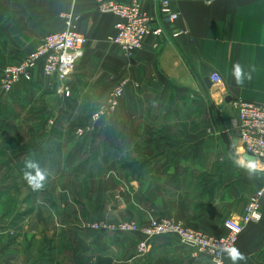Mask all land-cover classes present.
Returning a JSON list of instances; mask_svg holds the SVG:
<instances>
[{
	"label": "crops",
	"instance_id": "1",
	"mask_svg": "<svg viewBox=\"0 0 264 264\" xmlns=\"http://www.w3.org/2000/svg\"><path fill=\"white\" fill-rule=\"evenodd\" d=\"M96 1L0 0V85L5 67L61 31L68 13L88 40L69 82L84 125L122 80L131 82L115 115L95 124L86 140H71L64 130L55 137L53 125L24 114L42 101L48 113L58 97L56 77L45 76L42 66L13 95L0 86V264H207L177 236L151 241L140 255L135 235L86 226L168 218L219 237L227 234L226 219L243 217L264 188V165L257 161L251 176L237 165L244 153L219 100L264 105V0H173L179 17L172 25L146 2L153 27L164 33L149 36L132 56L110 41L118 18L98 11ZM237 62L255 69L242 86L231 75ZM213 74L223 80L222 95L207 87ZM7 98L18 108L14 116ZM84 140L85 148L75 150ZM27 159L48 172L43 191L22 179ZM261 208L262 220L247 225L236 246L246 257L239 264H264V198Z\"/></svg>",
	"mask_w": 264,
	"mask_h": 264
},
{
	"label": "built area",
	"instance_id": "2",
	"mask_svg": "<svg viewBox=\"0 0 264 264\" xmlns=\"http://www.w3.org/2000/svg\"><path fill=\"white\" fill-rule=\"evenodd\" d=\"M173 0H97V10L104 14H112L118 18L116 35L110 41L118 45L126 56L144 47L149 36L159 37L164 33L162 27H153V19L144 11L146 2L158 6L165 23L172 25L179 17L172 9ZM63 28L45 37L42 44L29 54L20 64L8 65L1 76V89L9 95L19 83L31 81L35 70L42 66L45 76L56 77L58 92L69 95V82L73 79L76 67L82 57L87 38L79 32V18L73 13L62 15ZM211 81L219 89L223 80L220 75L213 74ZM130 80H122L110 93L107 101L92 116V124L78 128L77 135L83 137L94 130V125L106 117H111L120 108L123 98L130 86ZM137 87V85H135ZM226 95H223L224 98ZM233 108L236 119L233 129L238 131L239 147L243 153L254 156L264 165V105H258L245 100H234ZM264 198V188L255 193L248 201L244 216L239 219H226L224 226L227 234L224 236H209L176 223L171 219L152 220L149 225L142 226L135 221L107 222L99 221L88 224L87 229L94 232H106L117 235H135L138 237L137 250L140 255L146 254L150 242L162 236H177L181 243L194 248V256L205 255L207 264H228L223 247L237 246L240 236L247 225L259 223L262 220L261 199Z\"/></svg>",
	"mask_w": 264,
	"mask_h": 264
},
{
	"label": "rangeland",
	"instance_id": "3",
	"mask_svg": "<svg viewBox=\"0 0 264 264\" xmlns=\"http://www.w3.org/2000/svg\"><path fill=\"white\" fill-rule=\"evenodd\" d=\"M35 51V50H34ZM32 53V52H31ZM30 53V54H31ZM7 67V66H6ZM22 83H30L27 81H24ZM1 86V85H0ZM17 88V87H16ZM16 90V89H15ZM59 93V92H58ZM60 94V93H59ZM58 94V97L56 96L54 98L53 102H49V112L46 113L47 109L41 110L42 108L45 107L44 101H40L41 103L38 102V104H29V108H27L28 110L24 111V114L27 115V117L29 118V120H32V118L35 117H43L44 120H46L47 124L49 125V127L51 125L57 126V124H61L64 126V128L62 130L65 131V133H67V136L74 138V139H80L82 137H79L77 135V128H82V125L85 126L84 124H86L84 121H86L83 117H82V112L80 111V109L77 107L76 105V101L73 97H71V92L69 95H62L65 96L66 99H71L70 101H66L65 103V99H63V97L61 95ZM110 95V94H109ZM108 95V97H109ZM108 97L106 98V100L102 103V105H100L99 107H97V109L94 111V109H92V111H94L93 113H91L92 115H89L88 119L91 116V121H92V116L103 106V104L107 101ZM124 99V98H123ZM73 101V102H72ZM123 101V100H122ZM52 104V105H51ZM122 104V103H121ZM64 105V106H63ZM70 105V106H69ZM53 107V109H52ZM115 115V114H114ZM113 116V115H112ZM111 116V117H112ZM111 117H106L104 119H102L101 121L110 119ZM36 119H33L32 121L35 122ZM84 120V121H82ZM90 121V122H91ZM100 121V122H101ZM87 122V121H86ZM52 127V126H51ZM87 127V126H85ZM62 130H60V134H58L57 136H62ZM64 133V134H65ZM66 182L61 183V188L65 185ZM82 183V182H81ZM60 186V184H58ZM80 186H78V184H76V188L77 191L80 192V195H82V184H79ZM248 204V203H247ZM247 206V205H246ZM246 209V207H245ZM245 214V213H244ZM244 216V215H243ZM162 219H168V218H152L150 220V222L152 220H162ZM228 219H235V220H239L240 218H235V217H230ZM100 221H107V222H111L109 220H100ZM129 221V220H126ZM226 221V220H225ZM224 221V223H225ZM99 222V221H96ZM136 222V221H135ZM150 222L148 224L142 225V226H147L150 224ZM94 223V222H93ZM114 223V222H113ZM177 223V222H176ZM139 224V223H138ZM141 225V224H139ZM225 227V226H224ZM210 236V235H209ZM138 246V243H137Z\"/></svg>",
	"mask_w": 264,
	"mask_h": 264
},
{
	"label": "clouds",
	"instance_id": "4",
	"mask_svg": "<svg viewBox=\"0 0 264 264\" xmlns=\"http://www.w3.org/2000/svg\"><path fill=\"white\" fill-rule=\"evenodd\" d=\"M254 71V68H249L248 71H245L244 67L239 62H237L232 66L231 75L234 78L235 83L242 86L246 80L250 81L252 79V74ZM236 163L239 167L245 168L250 176L256 173L258 169L257 163H245L243 158L236 161ZM48 175V172L46 170H42L39 164L34 160H25L22 179L32 191H43L48 181ZM222 252L227 255L228 259L231 261V264H239L240 261L246 260L244 254L235 246L223 247Z\"/></svg>",
	"mask_w": 264,
	"mask_h": 264
},
{
	"label": "water",
	"instance_id": "5",
	"mask_svg": "<svg viewBox=\"0 0 264 264\" xmlns=\"http://www.w3.org/2000/svg\"><path fill=\"white\" fill-rule=\"evenodd\" d=\"M205 82L207 84V87L209 89L213 90V92L215 94L219 93V89L214 87V84H213V82L210 79H206ZM233 101L234 100H233V98L231 96H227L226 95L224 98L219 100V104H224L227 107V111L229 112L231 118L233 120H235L236 119V114H235V110H234L233 105H232ZM233 135L236 137L235 144L239 146V140H238L239 134H238V131L234 130ZM243 158L247 162H255V163L257 162V159L254 156H252L250 154H247V153L243 154Z\"/></svg>",
	"mask_w": 264,
	"mask_h": 264
},
{
	"label": "trees",
	"instance_id": "6",
	"mask_svg": "<svg viewBox=\"0 0 264 264\" xmlns=\"http://www.w3.org/2000/svg\"><path fill=\"white\" fill-rule=\"evenodd\" d=\"M15 92V91H14ZM13 92V93H14ZM13 93H11V94H9V95H13ZM7 100V102L5 101L3 104L6 106V107H8V106H14L15 105V103L13 104V103H11V101H13V99H11V98H7L6 99ZM9 102V103H8ZM71 102V101H70ZM11 104H13V105H11ZM70 106V105H69ZM14 111H18V108H17V110L13 107L11 110H10V112H7V113H9V114H11V115H13L14 116ZM6 113V114H7ZM33 119H36L35 121L36 122H41L42 124H47V122H46V120H44V118L43 117H35V118H32V120ZM28 120H29V118H28ZM61 127H63V125H61V124H57V126H54V130H53V135L55 136V137H57V135L58 134H60V130H62V128ZM78 129V128H77ZM68 138H70L71 140H74V138H71V137H69V136H67ZM83 139H87L88 138V135L87 136H84V137H82ZM85 139V140H86ZM85 140L84 141H82V146L80 145V144H78L76 147H75V150H78L80 147H81V149H83V148H85V145H84V143H85Z\"/></svg>",
	"mask_w": 264,
	"mask_h": 264
}]
</instances>
